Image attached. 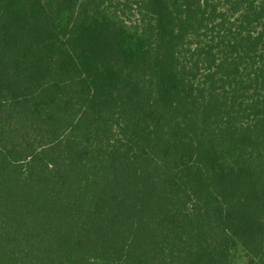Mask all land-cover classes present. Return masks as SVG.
Segmentation results:
<instances>
[{
  "label": "trees",
  "instance_id": "1",
  "mask_svg": "<svg viewBox=\"0 0 264 264\" xmlns=\"http://www.w3.org/2000/svg\"><path fill=\"white\" fill-rule=\"evenodd\" d=\"M0 264H264V0H0Z\"/></svg>",
  "mask_w": 264,
  "mask_h": 264
}]
</instances>
